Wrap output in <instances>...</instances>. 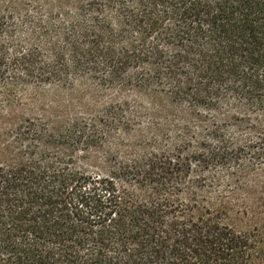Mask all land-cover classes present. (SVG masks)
Instances as JSON below:
<instances>
[{
  "label": "trees",
  "instance_id": "trees-1",
  "mask_svg": "<svg viewBox=\"0 0 264 264\" xmlns=\"http://www.w3.org/2000/svg\"><path fill=\"white\" fill-rule=\"evenodd\" d=\"M30 90L0 264H264V0H0V103Z\"/></svg>",
  "mask_w": 264,
  "mask_h": 264
},
{
  "label": "rangeland",
  "instance_id": "rangeland-1",
  "mask_svg": "<svg viewBox=\"0 0 264 264\" xmlns=\"http://www.w3.org/2000/svg\"><path fill=\"white\" fill-rule=\"evenodd\" d=\"M21 101L18 104L9 105L0 103V126L4 123L11 122L18 115L32 116L43 114L46 110V102L38 92L30 90L21 96ZM235 216V215H233ZM237 217L234 218L236 221ZM237 224L244 229L245 220H237Z\"/></svg>",
  "mask_w": 264,
  "mask_h": 264
}]
</instances>
